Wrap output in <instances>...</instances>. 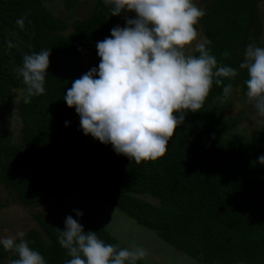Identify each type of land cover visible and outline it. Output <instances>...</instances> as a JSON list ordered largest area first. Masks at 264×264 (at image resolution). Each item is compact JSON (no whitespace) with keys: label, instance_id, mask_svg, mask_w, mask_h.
<instances>
[{"label":"trees","instance_id":"16d2710c","mask_svg":"<svg viewBox=\"0 0 264 264\" xmlns=\"http://www.w3.org/2000/svg\"><path fill=\"white\" fill-rule=\"evenodd\" d=\"M42 1L0 0V101L20 91L14 103L19 141H11L0 126V186L19 206L40 209L30 216L47 241L29 229L24 232L29 246L46 264H65L70 257L58 243L57 228L64 229L69 215L86 232L95 231L116 246L96 210L65 200L74 195L84 203L109 204L197 264H264V165L257 163L264 155V130L222 139L239 118L222 117L228 102H213L222 94V87L214 85L202 109L186 114L162 158L137 165L117 155L110 144L83 134L75 108L63 97L75 79L98 67L96 44L110 37L123 14L110 16L102 0H95L89 15L67 30ZM259 1L213 0L197 25L211 41L218 64L237 68V77L224 84L231 83L241 95L247 78L239 69L243 53L250 38L259 46ZM21 17L23 29L16 24ZM43 49H51L46 94L25 104L26 86L14 69L22 66L24 54ZM86 58L92 60L81 68ZM16 258L0 245V264Z\"/></svg>","mask_w":264,"mask_h":264},{"label":"clouds","instance_id":"9594fccd","mask_svg":"<svg viewBox=\"0 0 264 264\" xmlns=\"http://www.w3.org/2000/svg\"><path fill=\"white\" fill-rule=\"evenodd\" d=\"M110 16H121L125 26H114L110 37L97 42L98 67L75 79L63 97L80 118V130L101 144L111 145L137 165L162 158L176 129L189 112H199L213 86L222 94L214 103H226L233 92L224 80L237 77V68L218 64L197 25L206 15L194 0H102ZM128 13H134L129 18ZM30 23V22H29ZM24 28V17L17 19ZM9 47H14L10 42ZM51 49L24 54L14 71L25 87L23 101L46 94L45 77ZM224 57L228 52L221 54ZM239 69L247 78L246 105L264 123V47L248 44ZM68 122H65L67 126ZM257 163L264 165V155ZM77 217L83 213L74 210ZM60 247L70 257L65 264H137L149 253L143 247L118 248L85 231L71 215L57 228ZM0 238L5 251L18 258L9 264H46L29 246L25 233Z\"/></svg>","mask_w":264,"mask_h":264},{"label":"rangeland","instance_id":"374dc122","mask_svg":"<svg viewBox=\"0 0 264 264\" xmlns=\"http://www.w3.org/2000/svg\"><path fill=\"white\" fill-rule=\"evenodd\" d=\"M212 1L194 0V3L205 11L207 5ZM94 2L95 0H75V3L69 6L66 0H43L42 4L55 17L62 20L66 24L67 30H69L72 21L84 19L89 15ZM257 7L261 23L258 44L264 47V0H260ZM128 17L133 18L132 15H128ZM118 25L124 27L125 20L123 19ZM197 29L201 37L206 38L201 26H198ZM248 43L254 44L251 38ZM91 60V58L84 59L81 68L86 67ZM239 91L238 88H233L232 95L227 101V107H224L221 111L224 118H239L231 129L222 132V139H226L231 135L251 137L259 135L264 130V123L261 122V118L256 115L255 110L250 105L244 103L245 93L241 95ZM19 96L20 91H12L7 99L0 101V126L6 128L11 141L15 143L19 141L18 128L20 122L14 112V103ZM11 197L0 186V238L9 236L17 238L18 233L35 229L39 231L41 238L47 241L30 216L31 212L40 209L21 207ZM65 200L75 202L81 206L84 204L89 205L96 210L101 216L105 229L115 239L118 248H130L136 245L148 250L149 255L140 260L141 264H197L191 258L179 253L163 242L155 232L137 225L132 219L105 202L84 203L74 195L68 196ZM1 264H9V261L7 259L2 260Z\"/></svg>","mask_w":264,"mask_h":264}]
</instances>
